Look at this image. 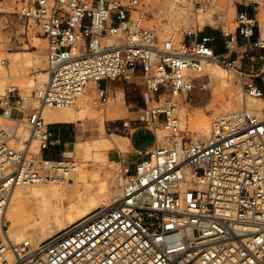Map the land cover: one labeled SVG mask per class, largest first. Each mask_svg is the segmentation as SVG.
Returning a JSON list of instances; mask_svg holds the SVG:
<instances>
[{
  "label": "built area",
  "instance_id": "2783aa9c",
  "mask_svg": "<svg viewBox=\"0 0 264 264\" xmlns=\"http://www.w3.org/2000/svg\"><path fill=\"white\" fill-rule=\"evenodd\" d=\"M139 1L18 0L13 16L22 35L45 41L48 79L37 109L24 108L18 90L0 98V114L10 127L29 130L20 139L0 125V264H264V117L244 108L213 114L203 138L182 128L178 116L179 99L192 101L204 88V64L213 60L237 73L246 97L264 99V58L263 69L247 80L218 53L221 45L225 53L238 54L239 39L248 49L264 50L260 4L235 0L236 31L222 29L221 41L199 31L175 44L160 41L133 18ZM178 1L199 14L215 0ZM132 79L141 81L149 99L146 124L163 129L164 143L121 167V196L111 205L37 246L14 243L4 211L15 188L66 179L75 170L71 162L45 155L54 143L41 108L75 107L92 85L93 103L102 107L109 83ZM15 111L19 118L12 117Z\"/></svg>",
  "mask_w": 264,
  "mask_h": 264
},
{
  "label": "bare ground",
  "instance_id": "6f19581e",
  "mask_svg": "<svg viewBox=\"0 0 264 264\" xmlns=\"http://www.w3.org/2000/svg\"><path fill=\"white\" fill-rule=\"evenodd\" d=\"M166 1L169 17H179L187 22L193 21L197 29L207 24H217L215 13L226 9V5L215 0L202 13L192 14L191 9L178 0ZM255 1L260 4L259 11L264 10L263 0ZM138 4L136 10L133 11L134 13L138 10ZM231 7L234 9L235 4ZM0 13L14 14V12L6 11H0ZM257 18L260 23L261 37L264 38V12H258ZM138 20L141 22L140 18ZM192 32L194 31H187L186 34H193ZM175 36L176 33L174 32L170 35L166 33L163 38L177 44L174 41ZM33 42V51L25 47L22 51L12 53L7 50L0 51V98H4L12 90H18L24 99L23 107L31 108L29 101H33L32 107L37 109L40 105L36 97L47 82L48 72L46 56L39 53L40 49L44 48L42 43L45 41L35 36ZM106 43L109 44L110 41ZM13 44L15 43L13 42ZM204 74L209 77L211 85L215 88L213 99L204 106L195 108L194 112L190 114L184 107L178 109L182 128L188 123L189 126H192H190L192 131L203 138H208L211 132V121L208 116L210 109L222 113L244 108L261 118L264 117V99L246 97L242 87L239 88L234 85V73L224 68L221 62L218 60L206 62ZM38 86L40 88L34 95L33 93ZM90 97L91 95L87 93L75 107L71 108H41L42 119L46 125L48 123L44 111L49 109H55L50 118L54 122H80L89 119L96 120L99 124L96 133L94 132L92 137L88 139V145L78 144L71 150L74 160L69 162L74 165L75 170L68 178H56L48 183H34L15 188L4 211L5 223H10L8 234L14 243L29 241L33 246H37L68 226L87 217L96 209L111 205L121 196L119 183L121 181V162L119 159L110 160L109 153L129 152L137 143L141 149L150 151L156 143L152 140L151 132L148 129L143 133L140 132L141 130H131L132 134H136L132 138L116 134L108 136L105 131L106 120L133 117V113L123 100H119L117 106L111 111L113 104L108 108L105 107V109L96 107L93 102V104L90 103L92 101ZM216 101H218L217 104L214 103ZM4 119L11 123L9 119L0 114V122ZM0 125L6 131L11 128V132H14L20 139H26L29 136V130L23 125L14 127V129L9 125ZM155 129L159 134L158 137L162 140L164 137L163 129L157 126ZM161 132L162 134H160ZM36 144V142L31 143V153L38 159L40 158V151L39 147L34 149Z\"/></svg>",
  "mask_w": 264,
  "mask_h": 264
},
{
  "label": "rangeland",
  "instance_id": "374dc122",
  "mask_svg": "<svg viewBox=\"0 0 264 264\" xmlns=\"http://www.w3.org/2000/svg\"><path fill=\"white\" fill-rule=\"evenodd\" d=\"M221 3H223L224 5H226V9L224 11H219L215 13V22L217 24L215 25H210L207 24L206 26H201L199 27V29H197L194 26L193 21H184L181 20V18L177 17V18H172L169 17L168 14V3L166 0H140L139 4H138V10L136 11V13H133V18L135 19H141L142 25L144 27H146L147 29L153 30L157 33L158 38L160 39V41H165L166 38H163V35H165L167 33V35H170L171 33H176V38L174 39V41L179 44L180 42H182V40L184 39L186 32L187 31H194L192 33H197L199 31H201L203 34H207V35H213L215 37H218V39L221 41V30L223 29L226 32L232 33L234 34L237 28V22H236V9L234 7V9L231 7L235 0H219ZM18 0H0V11H6V12H14L15 8H17V3ZM219 2V3H220ZM264 12L263 9H261L259 12L261 13ZM143 17V18H142ZM7 25V26H6ZM11 29H9L10 27ZM5 29V30H3ZM15 33H12V30ZM2 30V31H1ZM23 33V26L20 22H18L16 19H13V15L8 14V13H0V51L2 50H7L8 52H18V51H22L23 48H27L30 51H33L34 49L32 48L34 46V42H33V38L35 37V35L29 37L28 39L25 38V36L22 35ZM12 34H14L12 36ZM202 34H199V36H201ZM11 36V37H10ZM14 37V38H13ZM38 37V36H37ZM10 39H12V42L10 41ZM10 41V42H8ZM13 42L15 44H13ZM9 44V45H8ZM42 46H44V48H42V50L40 49L39 53L43 54L45 56V43H42ZM12 47V49L10 48ZM252 51L257 52L256 48H251ZM37 51V50H36ZM222 48L221 45L218 48V52H221ZM243 50H241L240 48L238 49L239 53H242ZM248 51H251L250 49ZM224 68L231 70L233 74V81H234V85L241 88V84L240 81L237 77V73L226 67L225 65H222ZM202 86H204V88H202V90L198 91L195 93L194 98L192 99V101H187L184 102L183 100L179 99L178 101V106L179 109L184 107L187 111L188 114L193 113L195 108H198L200 106H204L205 104L209 103L212 99H213V91H215V88L211 85V82L209 80V77L206 76L202 79ZM240 84V85H239ZM239 85V86H238ZM40 86H38V88L34 91V95H36V93L38 92ZM109 95L114 94L115 92H119V90H122V92L125 95V100L128 106H132L133 104H135L134 102H136V106L134 107L136 108V110H146L145 107H143V101H142V96H141V81L139 79H132L130 83L121 81V82H115V83H111L109 86ZM93 90V91H92ZM93 93H92V92ZM91 91L89 92V94L91 95V104H93V100L95 98H97L96 95V86L92 85L91 86ZM111 97H114V95ZM89 98V99H90ZM109 103V104H108ZM107 106H102L100 108L105 109L108 108V106L112 105V102L108 101ZM215 104L218 103V101L214 102ZM155 103H152L151 105H149V107L153 106ZM29 106L32 107L33 106V101H29ZM133 107V106H132ZM33 108V107H32ZM53 110L55 111V109H49L48 112H53ZM59 110V109H56ZM219 111H215L214 109H210L208 110V116L209 119L211 121V116L213 115V113H217ZM142 115H143V120H140L139 122H137V125H131V127H129L127 130L122 129V127H119V123L118 121L116 122H107L106 123V131L111 133H117L120 135H123V137H132L131 135H129V132L131 129L134 128H142L140 129V132H144L146 129H148L151 132V138L154 142V146L152 147V149L156 146H160L163 142L164 139L166 137V133H163V142L161 140V138L158 137V133L156 131L155 128H150L149 126H147L146 123H144L145 121V112L141 111ZM21 116L20 113L18 112H13L12 117L13 118H19ZM83 123V127L87 128L85 130L82 129V131H85L84 134H82V138L86 139L89 138L90 136V131H91V135L96 131L98 128V122L95 120H89V119H85L84 121H82ZM0 124H4V125H12L11 123H9L8 121H6L5 119L3 121L0 122ZM191 126V125H190ZM189 126L188 123H186V127L190 130H193L191 127ZM157 127H160L157 125ZM115 128H118V131L115 132ZM67 130L70 131L71 133V137L74 140V142L77 140L79 134H80V130L81 128L75 125H70V126H66ZM139 131V130H138ZM106 132V133H107ZM114 133L108 134L107 135H112ZM162 134V132L160 133ZM134 136V135H133ZM157 136V137H156ZM159 140L160 143H159ZM162 142V143H161ZM89 144V141H84L82 143V146H86ZM158 144V145H157ZM34 149H38V146L36 144V146L34 145ZM151 149V150H152ZM67 150H69L68 146L63 147L62 150L55 152V158L58 160H62L65 159L67 161H72V159L74 160V157L72 155H69V153L67 152ZM132 150H136V151H144L143 149H141L139 143H137L136 145H134L132 147ZM128 154H126L122 160H134L135 159V154L137 153L136 151H132ZM147 151V150H145ZM126 153V152H123ZM109 158L110 160H117V155L113 152H111L109 154ZM120 176H121V169H120ZM121 178V177H120ZM121 183V182H119ZM7 227L8 229L10 228V223H7Z\"/></svg>",
  "mask_w": 264,
  "mask_h": 264
},
{
  "label": "crops",
  "instance_id": "0c3cea01",
  "mask_svg": "<svg viewBox=\"0 0 264 264\" xmlns=\"http://www.w3.org/2000/svg\"><path fill=\"white\" fill-rule=\"evenodd\" d=\"M250 14V12H249ZM257 37V34L255 35L254 39H252V42L255 41V38ZM241 49L243 50L242 53H230V54H227L225 53L224 51H221V52H218L220 55H225L228 59L229 62H232L235 64L236 66V70L239 71V72H242L245 74V79H249V76H250V73L252 72H255L257 70H262L263 69V63L262 61L259 59V57H262L264 58V50H259V49H256L257 52H254L252 51V49H250L251 51H248V46L239 39L238 41V49ZM252 58V60H251ZM262 77H264V75H261ZM121 82V81H119ZM255 82L260 85V79H257L255 80ZM115 83V82H113ZM111 83L108 84V88L110 86ZM142 87V90H141V96H142V101H143V107H145L146 110H136V108L134 107H137L135 104L136 102H134L135 104H133L132 106H128L127 103H126V100H125V95L124 93L122 92V90H119V92H115L114 94H111L112 96L114 95V97H111V95L108 96V101H111L112 102V107L110 110L112 111L114 109L115 106H117L119 100H123L126 104V106L128 108H130V110L132 111L131 113H133V117L131 116H128L127 118H124V119H115V120H106L105 121V131H106V123L107 122H120L119 123V127H122V129L124 130H127L129 127H131V125H137V122H139L140 120H143V115L141 113V111H144L145 112V121L144 123H146L149 119V113H148V110H147V107H146V104H148V97L145 93V90ZM110 89V88H109ZM154 102V101H153ZM32 108V107H31ZM52 113L53 112H48V110H45L44 111V116H45V119L48 123V125H51V130L53 132V147H51L47 152H45V155L48 156V158L52 159V160H56V158L54 157L56 154L55 152L57 151H60L62 150L63 147H66L68 146L69 150H67V152L69 153V155H72V152L71 150L73 149L74 146H77L78 144H82L84 141H87L88 139H90L92 137L91 135V131H90V136L89 138H86V139H83L82 138V134L85 133V131H82L87 129V128H84L83 126V123L82 121L80 122H65V121H62V122H54L52 120H50L51 116H52ZM70 125H75V126H78L81 128V132L77 138V140L74 142V140L72 139L71 137V133L69 130L65 129L66 126H70ZM142 128H134V129H131L132 131L136 130H140ZM130 130L129 132V135H131L132 131ZM118 131V128H115V132ZM107 132V131H106ZM108 134H111V133H114V132H107ZM116 135H119V136H123V135H120V134H117V133H114ZM136 134H132L131 136L134 137ZM125 137V136H124ZM130 137V138H132ZM129 138V137H127ZM132 151H136V150H132ZM145 151V150H144ZM131 151L129 152H126V153H116V152H113L117 155V159L120 160L121 162V167H126V166H131L135 163H137L141 157H139L138 151H136L137 153L135 154V159L134 160H122V158L130 153ZM111 153V152H110ZM109 153V154H110ZM133 167V166H132Z\"/></svg>",
  "mask_w": 264,
  "mask_h": 264
}]
</instances>
